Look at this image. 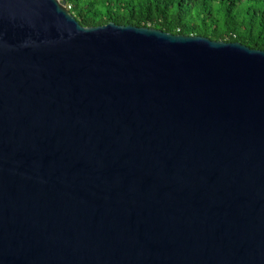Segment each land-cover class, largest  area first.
<instances>
[{"label": "water", "instance_id": "1", "mask_svg": "<svg viewBox=\"0 0 264 264\" xmlns=\"http://www.w3.org/2000/svg\"><path fill=\"white\" fill-rule=\"evenodd\" d=\"M0 0V264H264V50Z\"/></svg>", "mask_w": 264, "mask_h": 264}, {"label": "trees", "instance_id": "2", "mask_svg": "<svg viewBox=\"0 0 264 264\" xmlns=\"http://www.w3.org/2000/svg\"><path fill=\"white\" fill-rule=\"evenodd\" d=\"M82 26L108 22L264 50V0H65Z\"/></svg>", "mask_w": 264, "mask_h": 264}, {"label": "built area", "instance_id": "3", "mask_svg": "<svg viewBox=\"0 0 264 264\" xmlns=\"http://www.w3.org/2000/svg\"><path fill=\"white\" fill-rule=\"evenodd\" d=\"M64 5H65V7L67 8V10L69 11V9L71 8V5H70L69 3H66V2H65Z\"/></svg>", "mask_w": 264, "mask_h": 264}, {"label": "clouds", "instance_id": "4", "mask_svg": "<svg viewBox=\"0 0 264 264\" xmlns=\"http://www.w3.org/2000/svg\"><path fill=\"white\" fill-rule=\"evenodd\" d=\"M65 1V0H64Z\"/></svg>", "mask_w": 264, "mask_h": 264}, {"label": "rangeland", "instance_id": "5", "mask_svg": "<svg viewBox=\"0 0 264 264\" xmlns=\"http://www.w3.org/2000/svg\"><path fill=\"white\" fill-rule=\"evenodd\" d=\"M61 1V0H60Z\"/></svg>", "mask_w": 264, "mask_h": 264}]
</instances>
